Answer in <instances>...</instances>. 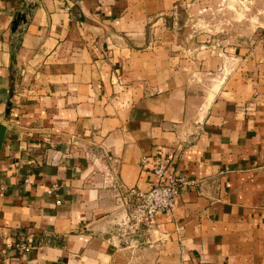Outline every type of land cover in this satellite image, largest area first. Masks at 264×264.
Masks as SVG:
<instances>
[{"label": "crops", "instance_id": "obj_1", "mask_svg": "<svg viewBox=\"0 0 264 264\" xmlns=\"http://www.w3.org/2000/svg\"><path fill=\"white\" fill-rule=\"evenodd\" d=\"M185 1L0 0V264H264V36L186 47ZM157 158L192 184L120 239Z\"/></svg>", "mask_w": 264, "mask_h": 264}, {"label": "rangeland", "instance_id": "obj_2", "mask_svg": "<svg viewBox=\"0 0 264 264\" xmlns=\"http://www.w3.org/2000/svg\"><path fill=\"white\" fill-rule=\"evenodd\" d=\"M175 25L186 47L235 46L264 36V0H188Z\"/></svg>", "mask_w": 264, "mask_h": 264}, {"label": "built area", "instance_id": "obj_3", "mask_svg": "<svg viewBox=\"0 0 264 264\" xmlns=\"http://www.w3.org/2000/svg\"><path fill=\"white\" fill-rule=\"evenodd\" d=\"M146 161L147 159H144V162ZM152 162L155 165L154 174L158 181L147 190L134 188L127 191V202L124 203L127 210L119 223L116 235L120 239L139 232L143 226L153 225L159 214L172 213L181 191L192 184L184 176L170 172L164 160L157 158ZM183 230L181 225H176L178 235L181 236ZM16 249L22 254L31 251L30 245L25 242L18 243Z\"/></svg>", "mask_w": 264, "mask_h": 264}, {"label": "water", "instance_id": "obj_4", "mask_svg": "<svg viewBox=\"0 0 264 264\" xmlns=\"http://www.w3.org/2000/svg\"><path fill=\"white\" fill-rule=\"evenodd\" d=\"M35 5H30L26 7V11L20 13L17 19L14 21V28L13 30L16 31L20 25H24L28 21V17L31 15L32 10H34ZM7 127L0 122V152L2 150V146L4 144V140L6 137Z\"/></svg>", "mask_w": 264, "mask_h": 264}]
</instances>
